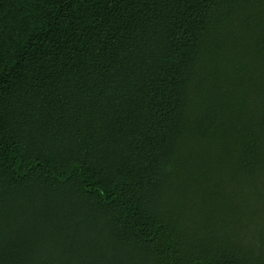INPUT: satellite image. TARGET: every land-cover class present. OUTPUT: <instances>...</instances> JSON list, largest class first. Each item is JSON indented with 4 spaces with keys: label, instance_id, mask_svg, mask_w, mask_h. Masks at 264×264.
Masks as SVG:
<instances>
[{
    "label": "trees",
    "instance_id": "1",
    "mask_svg": "<svg viewBox=\"0 0 264 264\" xmlns=\"http://www.w3.org/2000/svg\"><path fill=\"white\" fill-rule=\"evenodd\" d=\"M0 264H264V0H0Z\"/></svg>",
    "mask_w": 264,
    "mask_h": 264
}]
</instances>
